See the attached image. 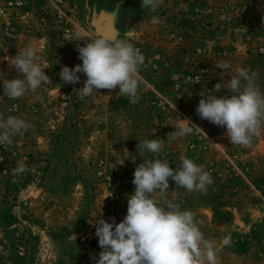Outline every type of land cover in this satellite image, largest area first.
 Instances as JSON below:
<instances>
[{"label":"rangeland","instance_id":"rangeland-1","mask_svg":"<svg viewBox=\"0 0 264 264\" xmlns=\"http://www.w3.org/2000/svg\"><path fill=\"white\" fill-rule=\"evenodd\" d=\"M141 2L19 0L0 14V116L29 124L11 145L0 144V264H94L101 248L89 221L123 220L145 138L163 140L161 152L145 158L158 155L175 170L187 157L210 172L205 192L169 179L156 198L195 213L216 242V264H264V127L250 147L234 145L225 127L196 113L200 96L240 68L264 94V0H163L155 11ZM90 34L127 39L143 54L137 103L118 88L81 99L83 73L76 84L60 79L62 66L82 63L76 49L86 41L76 37ZM28 47L51 83L13 100L2 81L23 74L7 58ZM220 62L230 63L228 74ZM180 119L206 136L194 128L176 137ZM20 164L27 171L16 175Z\"/></svg>","mask_w":264,"mask_h":264},{"label":"clouds","instance_id":"clouds-1","mask_svg":"<svg viewBox=\"0 0 264 264\" xmlns=\"http://www.w3.org/2000/svg\"><path fill=\"white\" fill-rule=\"evenodd\" d=\"M162 2L142 0L141 8L155 11ZM152 23H158V18L153 17ZM76 38L86 41L84 46L76 49L82 63L73 68L62 66L60 79L66 84H76L80 81L77 73H83L86 76L83 87L76 89L81 99L94 91L118 88L121 96L127 97L130 103H137L139 69L144 63L140 50L119 36L90 34L87 38ZM7 59L10 66L23 74V78L2 81L3 95L10 99L21 98L27 91L35 92L42 83H51L44 72L47 66H41L34 47ZM217 68L228 74L231 65L220 62ZM230 76L231 79L216 83L207 94L200 96L196 113L201 119L225 127L231 144L250 147L253 137L259 136L264 127V94L255 84L254 74L250 75L247 69L240 68ZM241 80L246 81L243 86ZM224 88L233 94L218 98L216 93ZM180 120L185 122V126L175 133L176 137L191 134L194 128L203 131L187 119ZM28 128L29 124L24 119L0 116V144L11 145L12 138L22 136ZM162 148V139L145 138L137 144L142 162L133 173L135 188L127 198V214L123 220L116 223L115 217H110L111 222H107L100 215L99 219L89 221L95 228L101 248L98 259L90 257L94 264H216V242L205 237L195 213L181 210L171 201L162 205L156 198L157 193L163 197L168 192L169 179L188 192H205L213 183L212 176L203 165H197L187 157H181V163L175 170L167 159L158 155L154 159L145 158V152L159 154ZM131 160L135 162V157ZM25 171L27 166L24 164L13 170L16 175ZM224 243L230 244V237H225Z\"/></svg>","mask_w":264,"mask_h":264},{"label":"built area","instance_id":"built-area-1","mask_svg":"<svg viewBox=\"0 0 264 264\" xmlns=\"http://www.w3.org/2000/svg\"><path fill=\"white\" fill-rule=\"evenodd\" d=\"M19 0H0V14L10 10Z\"/></svg>","mask_w":264,"mask_h":264}]
</instances>
